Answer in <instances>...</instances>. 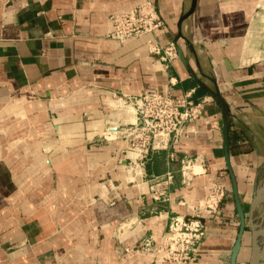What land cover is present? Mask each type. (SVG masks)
I'll list each match as a JSON object with an SVG mask.
<instances>
[{
	"label": "crops",
	"instance_id": "1",
	"mask_svg": "<svg viewBox=\"0 0 264 264\" xmlns=\"http://www.w3.org/2000/svg\"><path fill=\"white\" fill-rule=\"evenodd\" d=\"M144 2L165 29L111 40L110 17ZM192 3L0 0V264H166L157 250L171 221L196 214L205 236L190 264H231L240 219L211 94L226 112L245 217L236 264H249L264 179V0ZM145 92L190 94L205 107L184 137L139 161L129 140ZM187 158L196 162L185 185ZM218 183L225 197L202 213Z\"/></svg>",
	"mask_w": 264,
	"mask_h": 264
},
{
	"label": "built area",
	"instance_id": "2",
	"mask_svg": "<svg viewBox=\"0 0 264 264\" xmlns=\"http://www.w3.org/2000/svg\"><path fill=\"white\" fill-rule=\"evenodd\" d=\"M111 31L108 37L118 43L142 35H152L165 29L163 21L150 2H144L128 12L110 17ZM152 52L159 53L157 46L151 47ZM177 58L176 48L169 45L164 49L163 60L172 62ZM140 115L129 140L130 149L136 153L139 161L145 160L150 152L160 145V141H177L185 136V126L194 123L204 115L205 102H195L190 94L180 98L169 93L145 92L139 98ZM195 159L181 161L183 182L188 185ZM171 179L169 175L167 177ZM226 194L225 185L218 183L211 187L201 205L200 211L213 215ZM155 199H160L155 196ZM201 215L191 218H175L171 221L168 231L159 245L157 254L166 264H190L198 245L205 236V227ZM149 241L143 244L149 247ZM142 247V248H143Z\"/></svg>",
	"mask_w": 264,
	"mask_h": 264
},
{
	"label": "water",
	"instance_id": "3",
	"mask_svg": "<svg viewBox=\"0 0 264 264\" xmlns=\"http://www.w3.org/2000/svg\"><path fill=\"white\" fill-rule=\"evenodd\" d=\"M196 0H193L192 3V9L194 7ZM191 9V11H192ZM191 11L188 13L190 14ZM188 16V15H187ZM186 18V17H185ZM180 57L182 58L181 53L179 52ZM183 59V58H182ZM211 96L213 97V99L219 104L222 115L224 117V122H223V148H224V152H225V163L227 166V169L229 171L230 177H231V182H232V191H233V195H234V199H235V205H236V209H237V213L239 215V219H240V227H239V233L237 236V239L234 243V246L232 248V253H231V264H236V258L238 255V252L240 250L241 247V242H242V236L245 230V217H244V213L242 210V207L240 205L239 199H238V195H237V188H236V184H235V179L233 177L232 171H231V167H230V160H229V153H228V123L226 120V112L222 103V100L220 98L219 95L217 94H211ZM262 203L259 201L258 199V194L257 197L255 199V201L252 204L251 210H250V227H251V232H252V239H251V257H250V262L249 264H262L263 262V258L260 254V232L259 230H257L256 226L253 223V213L255 211V209L257 208V206Z\"/></svg>",
	"mask_w": 264,
	"mask_h": 264
},
{
	"label": "bare ground",
	"instance_id": "4",
	"mask_svg": "<svg viewBox=\"0 0 264 264\" xmlns=\"http://www.w3.org/2000/svg\"><path fill=\"white\" fill-rule=\"evenodd\" d=\"M258 193V199L260 203L257 208L260 209L261 211V219H262V224L260 225V227L258 228L259 229V232H260V235H261V241H260V254L262 256V258L264 259V179L262 180L260 186H259V191L257 192ZM256 193V195H257ZM260 219V220H261ZM259 220V221H260Z\"/></svg>",
	"mask_w": 264,
	"mask_h": 264
},
{
	"label": "rangeland",
	"instance_id": "5",
	"mask_svg": "<svg viewBox=\"0 0 264 264\" xmlns=\"http://www.w3.org/2000/svg\"><path fill=\"white\" fill-rule=\"evenodd\" d=\"M263 176H264V172H263Z\"/></svg>",
	"mask_w": 264,
	"mask_h": 264
}]
</instances>
